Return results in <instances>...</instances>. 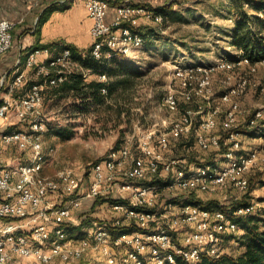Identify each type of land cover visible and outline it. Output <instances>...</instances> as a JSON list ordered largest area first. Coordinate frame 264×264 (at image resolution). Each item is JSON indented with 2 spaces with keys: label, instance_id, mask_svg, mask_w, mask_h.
<instances>
[{
  "label": "built area",
  "instance_id": "1",
  "mask_svg": "<svg viewBox=\"0 0 264 264\" xmlns=\"http://www.w3.org/2000/svg\"><path fill=\"white\" fill-rule=\"evenodd\" d=\"M86 3L92 18L90 54L96 58L133 54L145 43L140 30L142 18L155 24L166 19L163 12L144 2ZM111 5L115 11L109 20ZM16 25V21L0 15V57L13 46ZM42 55L47 58L42 60ZM260 63H264V55L254 60L243 48H237L209 63L175 64L176 88L167 90L163 100L172 115L163 120L162 127L147 128L137 142L127 136L117 148L112 147L92 164L88 179L81 183L71 165L64 166L56 175L44 172L48 161L43 147L47 122L41 111L44 83L34 82L22 95L15 92L24 85L31 69L51 85L63 82L73 71H81L86 78L95 74L101 81L108 80V74L85 67L66 46L58 50L50 46L31 49L24 66L18 60L15 75L0 101V120L31 118L28 130L0 132V155L2 146L12 143L28 155L25 161L0 162V264H76L81 260L86 261L84 264H176L178 256L188 264H196L204 254L218 256L226 252L227 235L241 230L235 214L252 213L257 207L255 200L226 211L171 198L191 191L215 192L228 183L239 190L248 188L246 173L264 161V142L261 140L245 152L238 137L240 132L234 128L240 108L237 97L246 93L252 83L247 73L256 71ZM243 66H248L246 74L220 94L218 103L214 102L211 73L234 72ZM228 77L232 75L228 73ZM177 80L184 100L189 102L195 95L202 99L178 115ZM101 91L106 93L107 86ZM223 103H229L221 120L228 132L224 137L226 148L214 162L183 164L166 156L172 140L180 139L193 127L196 144L201 148L219 145L221 137L210 131L218 125ZM261 115L262 110H258L249 125L257 126ZM154 174L163 179L144 182ZM114 189L126 201L109 202L113 209L110 223L95 220L80 225L84 234L73 235L69 228L73 224L71 219L83 202L108 196ZM162 192L171 196L162 197ZM50 197L56 201L52 202ZM122 225L134 228L114 234V228Z\"/></svg>",
  "mask_w": 264,
  "mask_h": 264
},
{
  "label": "rangeland",
  "instance_id": "2",
  "mask_svg": "<svg viewBox=\"0 0 264 264\" xmlns=\"http://www.w3.org/2000/svg\"><path fill=\"white\" fill-rule=\"evenodd\" d=\"M168 1L164 0L169 3ZM140 2L151 4L146 1ZM170 3L172 6L166 11L164 22L151 23L150 26H153L155 33L145 37L142 47L130 55L118 54L119 59L111 66L126 67L129 79L125 89H119L113 96H108L106 103L93 106L83 112L73 109L72 104L76 95L61 96L59 93L54 96L49 92L44 93L41 111L49 127V133H45L43 140L44 151L48 156L44 167L45 173L56 175L64 166L71 165L75 169L77 179H80L81 183L84 182L88 179L92 164L104 157L117 140L120 144L127 136H132L137 142L138 137L147 128L162 127L163 120L172 115L163 104V100L167 90L176 88V81L173 79L175 64L209 63L221 55L231 53L230 49L236 46L234 43L236 23L239 20H248L250 26L258 28L261 24L259 22L264 19V9L256 6L257 0H171ZM14 43H16L15 37ZM247 67L236 68L234 72L215 70L211 73V96L214 102L218 103L220 94L233 85L240 76L246 74ZM228 73L232 75L231 78L228 77ZM247 74L250 75L252 83L246 93L237 97L240 108L238 125L234 128L235 131L240 132L238 137L242 140L245 152L258 146L261 140L264 142V63L258 64L256 71ZM91 78L87 77V79ZM7 79L8 74L0 80V90L6 91ZM37 79L32 78V75L28 77V81ZM179 90L177 80L180 101L177 115L184 108L195 107L202 102V99L196 95L187 102ZM221 107L218 125L210 131L211 134L221 137L219 145L201 148L195 142L193 135L196 127H193L189 131L193 135L172 140L170 149L165 152L166 156L175 157L183 164H188L193 162L191 158L205 162L213 155L221 154L220 150L225 145L224 137L228 134L221 120L229 103H223ZM258 110H262V115L257 120V126L249 125V120ZM67 124L74 130L71 137L54 133L61 126L68 127ZM183 158L186 160L184 161ZM246 175L250 182L246 190H239L228 183L218 191H201L199 194L205 198L215 197L224 201L239 198L253 199L257 202L259 211L264 210V161L253 166ZM162 194V197L167 195L166 192ZM112 214L113 209L109 202H101L91 216L108 219ZM69 228L76 236L85 233L82 226L71 225ZM224 247L231 253H237L243 248L235 238H227ZM85 262L81 260L76 264ZM95 264L101 263L96 261Z\"/></svg>",
  "mask_w": 264,
  "mask_h": 264
},
{
  "label": "trees",
  "instance_id": "3",
  "mask_svg": "<svg viewBox=\"0 0 264 264\" xmlns=\"http://www.w3.org/2000/svg\"><path fill=\"white\" fill-rule=\"evenodd\" d=\"M257 2L258 3L256 4V6L259 9H264V0H257ZM149 6L151 8H154V10H156L157 12H163L166 15V11H168V8L171 7L172 4L170 2H165L162 5L154 6L150 4ZM55 7H57L56 2L47 5L42 10L38 18L36 33L40 32L42 24L46 21V19L49 17V14ZM259 23H261L260 26L258 28H254L250 26V22L248 20H239L236 23L235 27L234 43L236 44V47L243 48L245 52L251 55L252 59L254 60L264 55V19L261 20V22ZM140 30L143 32L144 37L148 36L149 34L155 33V31H153V26L150 25H141ZM54 44V42L39 43L37 41L31 46H29L28 52L37 46L52 47ZM63 45L71 48L73 57L82 62L85 67H90L97 72L105 71L107 72V74H109L110 78L108 80L102 81L98 78L87 79L86 77H84L81 71H73L67 76V78L63 82L51 85L45 77L41 76L37 80L25 81L24 85L16 90V95H22L26 93L34 82H41L44 83L45 86V88L43 89L44 93L49 92L50 95L54 96H57V94L59 93L61 94V96L68 94L76 95L74 104H72L73 109L86 112L93 106L106 103L108 96H113L117 92V90L119 91V89H125L129 79L126 72L128 70L126 69V67L123 68L120 66H111L113 65V62H116V60L119 59L118 55H114L110 59H105L103 57H93L90 54V51L93 47V43L87 48H81L74 43H66ZM22 50L24 49L22 48ZM22 57L23 54L21 56L20 61H22ZM103 86H107L108 93H104L101 91V88ZM30 119V117H26L15 124L9 125L8 127H6L5 130L9 131L14 128L28 130L30 128ZM69 127L70 126H61L57 128L54 133L69 138L74 134V130L72 128L70 129ZM48 133L49 127L47 124L46 134ZM190 135H193V133L188 132L184 134L181 138ZM193 136L195 139V135ZM118 146L119 140H117V142L113 145V148H117ZM224 150L225 145L224 148L220 150V153H223ZM220 155L221 154L217 153L205 162H199V160L196 161L191 158L193 162L190 163L205 164L214 162L216 158ZM162 179L163 178L160 174H154L148 178H145L144 182L151 183ZM199 192L200 191H191L187 194H182L181 196H174L171 199L184 200L186 202L197 203V205L200 204L206 207H210L211 209L220 208L226 211L230 209L233 211L240 204L248 203V201L251 200L248 198H239L238 200L224 201L215 197L205 198L204 196L199 194ZM167 195L169 197L171 196L170 193H168ZM117 201H126V199L123 198L120 193L116 192L115 189L108 196L101 195L94 199L84 201L82 207H80V209L76 211V213L71 219V221H73L72 226L79 227L80 225H83L85 223L92 222V219L99 220L100 222L110 223L111 219L95 218V216L92 217L91 215L93 214V212H95L97 205L101 202ZM234 218L239 221L241 230L238 233H229L227 235V238H235L243 245V249L237 253H231L226 251L218 256L204 254L203 258L199 260L196 264H264V210L259 211V209L256 207V209L252 213L237 215L235 214ZM78 221L80 224H77ZM133 228V226L126 225L118 226L114 228V234L126 230H132ZM176 264L188 263L183 260L180 256H178Z\"/></svg>",
  "mask_w": 264,
  "mask_h": 264
},
{
  "label": "crops",
  "instance_id": "4",
  "mask_svg": "<svg viewBox=\"0 0 264 264\" xmlns=\"http://www.w3.org/2000/svg\"><path fill=\"white\" fill-rule=\"evenodd\" d=\"M134 1L137 3L146 1L154 6L165 3L164 0ZM55 2L57 3V7L51 11L49 17L42 24L40 32L36 33L40 13L47 5ZM86 4V0H0V15L17 22L14 29L16 43H14L12 49H9L0 57V80L8 74L6 87L12 80L11 78L15 73L18 60H21L23 54L20 63L21 66H24L29 46L35 42H54L55 44L52 46L53 50H58L66 43H74L81 48H87L93 43V37L90 32L92 18L89 16ZM114 11L115 6L111 5L107 14L109 20L112 19ZM151 23L144 18L141 20V25L144 26L151 25ZM237 48L235 46L234 49H230L231 53L227 54L234 53ZM46 58V55H42L41 59L45 60ZM31 75L35 79L41 77L36 74L35 69H31L28 70L25 80L27 81ZM90 77L95 78L96 75L92 74ZM4 93L5 91L0 90V101ZM17 122H19L17 119L0 120V132ZM26 159H28V155L26 152L20 150L16 143L5 144L1 148V163H16L17 161H25ZM50 199L52 202L56 201L54 197H50Z\"/></svg>",
  "mask_w": 264,
  "mask_h": 264
}]
</instances>
